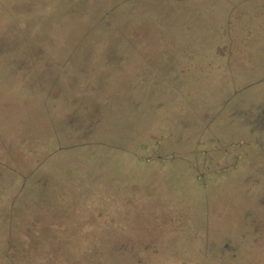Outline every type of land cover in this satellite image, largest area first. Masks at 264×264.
<instances>
[{"label":"rangeland","instance_id":"374dc122","mask_svg":"<svg viewBox=\"0 0 264 264\" xmlns=\"http://www.w3.org/2000/svg\"><path fill=\"white\" fill-rule=\"evenodd\" d=\"M15 2L0 0V17L23 0ZM213 2L212 23L228 8L237 15L227 32L241 37L239 61L222 66L197 35L203 44L182 62L145 51L157 72L140 78L154 89L123 97L138 106L122 148L106 140L73 147V135L34 169L33 156L7 144L14 120L0 122V264H63L66 256L70 264H264V0L150 6L171 20L194 8L193 29L205 27L201 8ZM88 4L82 12L96 14ZM29 123L18 130L25 135ZM75 245L88 252L72 256Z\"/></svg>","mask_w":264,"mask_h":264},{"label":"trees","instance_id":"16d2710c","mask_svg":"<svg viewBox=\"0 0 264 264\" xmlns=\"http://www.w3.org/2000/svg\"><path fill=\"white\" fill-rule=\"evenodd\" d=\"M139 1L111 0L106 6L86 0H23L15 2V11L0 17V97L4 96L0 105L10 103L6 116L3 108L0 122L14 120V142L11 137L7 144L33 156L34 169L47 162L50 152L68 148L61 145L62 141L73 135L77 136L72 139L73 147L104 146L106 140L111 147L122 148L127 128L137 124L134 111L138 102H131V97L125 100V94L154 89L140 78L144 73L157 72L158 63L143 61L145 51L159 50L162 59L175 61L179 57L182 62L189 59L186 53L190 49L199 50L200 44L207 42L202 49H210L222 66L239 61L233 49L241 37L227 32L237 16L231 8L224 11L222 20L212 23L209 15L218 5L204 6V17L208 12L205 27L192 29L193 16H200L194 15V8L184 17L171 20L151 12L150 4L189 5L193 0ZM196 1L201 4V0ZM87 4L96 14L82 12ZM25 7L30 9L25 14L48 11V15L28 19L18 13V8ZM32 26H36L34 30ZM217 26L216 32H211ZM24 119L30 122L25 135L20 131L23 129L18 130ZM27 179L24 176L23 180ZM77 235L64 236V240L73 245ZM75 247L72 256L76 257L80 249V253L88 252V248ZM70 257L62 263L70 264Z\"/></svg>","mask_w":264,"mask_h":264},{"label":"crops","instance_id":"0c3cea01","mask_svg":"<svg viewBox=\"0 0 264 264\" xmlns=\"http://www.w3.org/2000/svg\"><path fill=\"white\" fill-rule=\"evenodd\" d=\"M239 46V45H238ZM236 49V50H235ZM235 49H233L234 51H236V52H238V47H236ZM239 53V52H238ZM235 58H237L238 57V59H240V55H238V56H234Z\"/></svg>","mask_w":264,"mask_h":264}]
</instances>
